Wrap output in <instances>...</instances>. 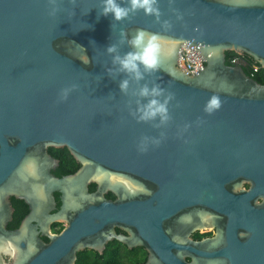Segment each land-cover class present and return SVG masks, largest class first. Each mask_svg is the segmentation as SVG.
I'll return each mask as SVG.
<instances>
[{
  "label": "water",
  "instance_id": "1",
  "mask_svg": "<svg viewBox=\"0 0 264 264\" xmlns=\"http://www.w3.org/2000/svg\"><path fill=\"white\" fill-rule=\"evenodd\" d=\"M159 8V21L142 10L116 21L100 14L102 0H0V264L7 256L74 264L77 251H101L114 237L145 247L143 264H264V83L226 59L233 50L264 67V0H159ZM139 29L159 37L161 53L137 82L107 47L127 53ZM184 45L201 62L195 71L181 64ZM145 83L172 96L167 123L139 120ZM214 95L222 106L209 114ZM63 146L81 167L58 177L49 148ZM92 182L131 200L120 204L130 235L106 228ZM12 197L29 206L16 228H8ZM55 220L68 222L60 234L51 233Z\"/></svg>",
  "mask_w": 264,
  "mask_h": 264
},
{
  "label": "clouds",
  "instance_id": "2",
  "mask_svg": "<svg viewBox=\"0 0 264 264\" xmlns=\"http://www.w3.org/2000/svg\"><path fill=\"white\" fill-rule=\"evenodd\" d=\"M141 10L146 15L155 16L157 21L160 20L162 15L159 8V0H123V2L121 0H102V11L100 14L103 16L111 15L114 17V20L123 21ZM163 26L168 28L171 25L169 21H164ZM121 36L125 38L127 34L122 32ZM124 42L125 39H122L121 43ZM126 42L131 49L127 53L119 54L117 45L115 44L108 46L107 52L109 54L116 53L113 57V64L119 66V72L125 73L137 82L144 81L147 73H151L158 68L161 53L159 37L156 34L139 29L134 36L126 39ZM109 71L111 72L112 70L109 69ZM129 84V79H123L119 85L120 90L126 93ZM72 87L76 86L73 85ZM71 90L70 88L64 89L62 91L63 98L66 99ZM139 96L147 98V103L141 104L138 108L140 121L147 122L159 117L162 123H167L171 119L168 104L172 96L165 97L164 89L159 84H153L151 87L147 83L143 84L139 90ZM221 106V99L214 95L206 104L205 112L212 114ZM147 139V137L142 139L140 145L141 151L147 150ZM160 142L159 139H156L152 143L159 145Z\"/></svg>",
  "mask_w": 264,
  "mask_h": 264
},
{
  "label": "flooded vegetation",
  "instance_id": "3",
  "mask_svg": "<svg viewBox=\"0 0 264 264\" xmlns=\"http://www.w3.org/2000/svg\"><path fill=\"white\" fill-rule=\"evenodd\" d=\"M237 63L244 65L247 62L245 60L236 59L235 64H237ZM64 147H66V146L50 147V148L60 149V148H64ZM50 148H49V152L59 160V163L57 164V166L52 170V172L56 176L64 177L66 175L74 174L80 169L81 164L77 161L79 163V167L74 172L67 173V174L56 173V169L60 164V158L55 153H52L50 151ZM66 148H68V147H66ZM88 188H89V191L91 193L99 192L104 197L105 201H104L103 205H104V212H105V216H106V220H105L106 228L107 229H114L115 232L119 235H122V234L123 235H130L129 231L125 228V225L130 226V222L121 221V212L122 211H121L120 204L126 203L129 205L131 203V200L123 198L122 193L119 192L122 189L118 188L120 190H118V192H117L115 190V188L113 189L112 187H108V186H107V188L100 187L96 182H92V183L88 184ZM55 195H56V208H54L52 210L53 214L60 211L61 206H62L61 205V203H62L61 193L56 192ZM13 198L22 201V199L12 197L11 198L12 204H13ZM136 200L137 199H133L134 204H136ZM28 212H29V210H28ZM25 215H24V217H25ZM134 221H136L135 216H134ZM67 227H68V222L63 221V220H55L51 224V233L52 234H60ZM8 228H9V223H8ZM215 231H216L215 229L205 230L203 232L197 231L196 233H194V235L200 234L201 237L200 238L194 237V238L195 239H202L205 237H211L215 234ZM40 236H41L42 240L47 242V243L52 241V237L50 235L44 234L43 232L40 233ZM141 247L142 246H140V245H135L133 247H129L128 244L122 242L117 237H114V238L110 239L105 244V247L101 251H98L95 249H90V248H85V249H81V250L77 251V253H76L77 257H76L74 264H81L80 259L82 258V256L84 254H88L89 252H95L97 254L98 261L101 259L103 261L108 260V261L112 262L113 264H143L148 259V253H147L145 260L143 261V255H142ZM6 260H7V263L9 264V256L6 257ZM86 264H90V263L87 262Z\"/></svg>",
  "mask_w": 264,
  "mask_h": 264
},
{
  "label": "trees",
  "instance_id": "4",
  "mask_svg": "<svg viewBox=\"0 0 264 264\" xmlns=\"http://www.w3.org/2000/svg\"><path fill=\"white\" fill-rule=\"evenodd\" d=\"M226 59L227 63L229 64H235L236 59L245 60L247 63L243 65V68L245 71L257 79L258 81L264 83V67H262L255 59L247 54H238L237 52L233 50H229L226 52ZM50 151L52 153H55L60 158V164L56 169V173L58 174H67L74 172L78 167L79 163L75 159V157L71 154L70 150L66 147L56 149V148H50ZM13 206L15 208L13 219L9 223V228H16L19 226L22 218L24 215L28 212L29 206L27 203H25L23 200H17L13 198ZM195 238H200V234H195ZM142 255H143V261L145 260L147 256V250L145 247H141ZM81 264H86L87 262L90 264H113L112 262L108 260H99L97 259V254L95 252H89L88 254H84L82 258L80 259Z\"/></svg>",
  "mask_w": 264,
  "mask_h": 264
},
{
  "label": "built area",
  "instance_id": "5",
  "mask_svg": "<svg viewBox=\"0 0 264 264\" xmlns=\"http://www.w3.org/2000/svg\"><path fill=\"white\" fill-rule=\"evenodd\" d=\"M191 50L184 45L180 52L181 64L187 68L188 71H195L200 67V60L190 58Z\"/></svg>",
  "mask_w": 264,
  "mask_h": 264
}]
</instances>
